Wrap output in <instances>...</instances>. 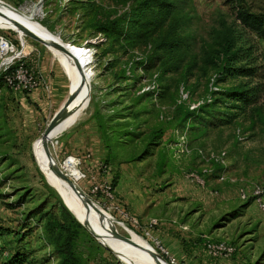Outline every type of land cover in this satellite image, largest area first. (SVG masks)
I'll return each instance as SVG.
<instances>
[{"label": "rangeland", "instance_id": "1", "mask_svg": "<svg viewBox=\"0 0 264 264\" xmlns=\"http://www.w3.org/2000/svg\"><path fill=\"white\" fill-rule=\"evenodd\" d=\"M138 1L140 0H0V12L5 15L0 14V23L9 22L7 17H10L31 29L36 26L46 29L75 52L90 48L93 52L90 64L83 66L88 78L83 82L87 90L83 105L85 108L78 111L80 115L71 124L84 115H92L95 104L106 114L114 111L120 113L118 115L122 118L118 121L128 123L126 129L133 131L132 140L122 139L111 146L109 151L104 149L103 158L91 168H94L93 171L97 169L99 178L114 181L119 193L116 199L121 201L126 212L136 217L139 223L155 219L159 224L160 218L174 219L181 212L187 217L195 208L190 204L191 196L187 191L191 193L198 188L208 192L211 189L209 181H217L220 173H225L227 178L234 181L217 182L234 188L253 183L264 185V93L254 106L244 110H230L235 116L224 126L191 132L178 127L175 122V118L184 109L189 110L207 103L219 97L215 94L218 90L245 81L243 78L227 79L224 82L216 80L220 64L211 62L210 59L214 57L225 33L233 40L234 48L254 45L256 53L260 54L261 63H264V39L256 37L238 24L226 0H168L172 10L170 16L175 20L172 34L176 45L172 49L154 48L167 24L131 49L125 48L121 43L101 44L102 37L90 28L91 23L122 15ZM243 5L250 11L257 12L264 8V0H243ZM0 35L17 49L23 44V50L28 53L26 59H29L26 64L37 74L39 72L34 65L37 60L52 63L58 77L53 78L52 72L45 76L51 84L56 83L54 88L60 98L67 96V78L58 63L64 67L72 91L75 85L81 87V76L74 62L71 63L62 51L43 46L17 28L0 26ZM151 59L152 62L148 64ZM140 62L146 63L143 68ZM142 91L163 93L160 98L151 93L134 105V97ZM13 100L6 88L0 89V227L5 232L0 236V247H4L2 255L7 250L12 252L17 245L15 231L23 229L21 243L26 255L20 264H57L58 259L40 228L51 213L59 216V208L46 186L51 187L58 197L60 194L72 203L77 215L85 213V207L52 172L51 177L57 187L50 184L38 160L43 152L39 136L56 108L49 102L46 113L35 112V116H27L23 107ZM61 126L54 132L51 142L59 140L66 129H61ZM158 131L161 133L156 139ZM150 141H157L158 145L152 149L151 155L144 157L142 151ZM48 146L53 160L61 164L63 153L59 151L58 142L54 148L49 143ZM198 150L225 151L224 166L212 167V171L204 178V188L190 181L187 176L189 172L201 167ZM84 154L87 153L77 155ZM88 158L83 160V168L90 166L84 162ZM99 167H104L105 172H101ZM75 184L90 200L88 204L93 205L87 210L96 211L105 217L113 231L130 237L136 245L122 241L123 243L137 251L143 250L144 246L151 248L140 236L139 230L128 229L125 225L132 228L129 223L109 211L107 203L98 201V194L90 193L85 180H79ZM71 196L78 202V207L73 204ZM130 196L131 207L124 200L126 198L128 201ZM143 201L146 212L149 213L148 218L143 217ZM244 202L237 196V205L230 210ZM51 203L54 204L50 206ZM249 205L248 212L253 215L235 218L227 226L226 232L233 236L234 233H239L234 238L245 242L247 250H250V264H264V215L254 203L250 202ZM32 210L37 213L47 211V214L41 222L38 214L24 221L25 215ZM94 220L99 219L88 215V221L91 222L89 225L93 229ZM216 221L217 219L211 225ZM188 223L192 226L193 221L188 220ZM105 226V231L99 233L104 239L98 240L111 251L101 246L83 227L78 229L72 242V252L78 264H151L118 247V239L112 238L108 226ZM142 252L147 258H151L144 250Z\"/></svg>", "mask_w": 264, "mask_h": 264}, {"label": "trees", "instance_id": "2", "mask_svg": "<svg viewBox=\"0 0 264 264\" xmlns=\"http://www.w3.org/2000/svg\"><path fill=\"white\" fill-rule=\"evenodd\" d=\"M226 4L232 9L234 19L243 29H247L256 37L264 39V8L260 11L252 12L243 5V0H226ZM171 11V3L168 0H140L137 3H133L122 15L95 21L91 23L90 28L101 35V44L105 42L110 44L121 43L125 48L131 49L138 43H143V41L167 24L154 48L172 49L176 45V39L172 34L175 29L173 26L175 20L170 16ZM232 41L229 35L225 33L221 38L218 49L214 52V57L210 59L211 62L216 61L220 64L216 80L224 82L227 79L243 78L245 81L241 84L218 90L215 94H218L219 97L207 103L189 110L184 109L175 118L178 127L194 132L198 129L204 131L207 127L224 126L235 116L230 110H244L254 106L261 99L264 93V63L259 61L260 54L256 53L257 48L254 45L247 44L244 47L234 48ZM151 62L152 59L148 61V64ZM140 63L142 68L143 64H146ZM12 68L13 66L4 72H0V89L6 88L11 91L5 85L3 76ZM19 93L26 94L25 91H20ZM151 93L154 92L143 93L142 91L140 95L134 97V105L139 104L143 97L150 96ZM162 93L163 91H156L154 94L160 98ZM118 114L120 113L117 111L106 114L98 108L97 104L94 105L91 116L95 121L96 131L101 144L106 151H109L111 146L122 139L132 140L133 131L126 129L128 123L118 121L122 118ZM1 128L2 125L0 123V130ZM160 133L161 131H158L155 136L156 139L160 137ZM157 145V141H150L143 149L142 155L144 154V157L151 155L152 149ZM110 185L113 187L114 181H111ZM46 188L53 197V202L59 208L57 210L59 216L57 217L54 213H51L40 225L41 231L58 259L57 264H78V260L72 252V242L77 235L78 229L82 226L76 222L70 212L64 207L54 190L48 186ZM250 202L251 200L249 199L236 209L223 214L214 224H219L220 221H230L243 215L244 209ZM54 203H51L50 206ZM35 212V210L28 212L23 220L25 221L38 214V219L41 222V219L45 218L47 214V211H44V213ZM1 230L3 229L0 227V236L5 233ZM22 231L23 229L15 231L17 245L12 252L7 250L2 255L4 247H0V264H20L25 259L26 252L22 246L23 243H21L23 238Z\"/></svg>", "mask_w": 264, "mask_h": 264}, {"label": "crops", "instance_id": "3", "mask_svg": "<svg viewBox=\"0 0 264 264\" xmlns=\"http://www.w3.org/2000/svg\"><path fill=\"white\" fill-rule=\"evenodd\" d=\"M58 64L67 78L68 93L72 89L69 86L67 73L62 64ZM34 65H36V70L39 72L38 75L45 82L47 81L46 73L52 72L53 78L58 77V73L52 67V63L39 59ZM47 82L48 88L46 90L39 87L33 91L26 92V94L8 92L14 99L15 104L19 103L27 112V116H35V112L44 114L48 110L49 102L57 109L65 99V96L60 98L54 88L56 83ZM57 142L60 148L59 151L62 153L76 155L87 153L89 158L84 162L85 164L89 163L90 166L88 167L90 168L94 167L96 162L105 155V150L96 131L95 121L90 114L82 116L73 125L66 127ZM209 182L210 188L216 191L215 193H211V189L207 192L206 189L201 190L198 188L191 193L187 191L191 196L190 204L195 206L191 210L192 212L187 217L181 212L176 214L174 219L169 217L160 218L161 222L153 226L151 233L159 239L176 264H250V250H247L245 242L236 241L234 238L239 233L236 232L233 236L231 233L227 234L226 232L227 226L235 220L220 221L219 224L211 225L214 220H218L223 214L237 205V191L240 187L234 188V186L223 182L211 180ZM113 190L115 195L118 196L119 193L116 191V186H113ZM133 199L135 200L136 198L133 196ZM124 200L131 207V196L128 201L126 198ZM249 207L250 205L244 209L243 218L253 215L252 212H248ZM148 216L149 213L146 212L143 201V217L148 218ZM188 220L189 222L193 221L192 226H190ZM205 239L225 240L235 247V252L229 258L211 259L206 255L202 246Z\"/></svg>", "mask_w": 264, "mask_h": 264}, {"label": "built area", "instance_id": "4", "mask_svg": "<svg viewBox=\"0 0 264 264\" xmlns=\"http://www.w3.org/2000/svg\"><path fill=\"white\" fill-rule=\"evenodd\" d=\"M85 50L88 51V55L92 58L93 52L90 48L86 47ZM26 53L23 50V44L21 43V48L17 49L10 41L0 35V72L8 70L11 66L13 68L4 74L3 79L5 85L12 92H30L39 87L47 89V83L26 64ZM51 147L57 146V141L49 142ZM56 145V146H55ZM197 156L201 161V167L197 171H191L188 173L189 180L194 182L200 188L205 186V176L212 171V167L219 166L223 167L225 164V151L218 150L215 152L208 151L203 152L198 150ZM88 154L76 155V154H65L63 153L64 161L69 162L78 171V179L85 180L87 182L90 193L98 194V201H104L108 204V209L111 212L116 213V216L120 217L123 221L129 223L132 229L139 230L140 236L146 241L151 248L164 258L170 264H176L166 248L160 243L159 239L151 233L153 226L157 225L155 219H149L145 223L141 224L136 217L126 212L121 201L116 199L113 187L110 185L109 181H105L98 177L97 169L93 171L94 168L88 169L83 168L81 164L83 160L88 158ZM59 167L60 163L56 162ZM99 167L98 169H100ZM101 172H105L104 167H102ZM217 181H226L232 183L234 179L227 178L225 173H220ZM216 191H211L215 193ZM237 196L240 200L247 201L251 200L256 206L257 210L264 215V185L253 183L246 187H241L237 191ZM203 249L206 255L211 259H223L229 258L234 252L235 247L229 244L225 240H210L205 239L202 243Z\"/></svg>", "mask_w": 264, "mask_h": 264}, {"label": "water", "instance_id": "5", "mask_svg": "<svg viewBox=\"0 0 264 264\" xmlns=\"http://www.w3.org/2000/svg\"><path fill=\"white\" fill-rule=\"evenodd\" d=\"M5 6L9 7L8 5L4 4ZM10 8V7H9ZM2 16L3 13L0 12ZM7 20L17 29H19L23 34H25L27 37H30L34 41L46 46V45H51L58 49L59 51H62L66 53L67 55L71 56L74 62V66L76 70L79 72L81 76V82L86 80L87 75L84 72V68L79 59L77 58V54L73 52V50L62 44L61 42H58L57 40H51L47 41V39L41 37L40 35H37L33 31H31L29 28H27L25 25H23L21 22L17 21L16 19L7 17ZM74 91H69L67 93V96L65 97L64 101L61 103V105L53 112L51 117L49 118L48 122L45 124L44 128L42 129V132L39 136V140L41 141L43 152L45 155V159L47 161V166L51 170V172L58 178H60L73 192L75 197L83 204L85 209H88L89 205L88 200L85 198L83 191L69 178L66 177V174L62 172L60 169L59 165L56 163V161L53 160L51 156V152L49 150V146L47 143V140L50 138L51 132L53 129L64 119L66 118L69 114H71V109H69V105L71 101L74 99ZM59 198L64 205V207L70 212V214L73 216V218L76 220V222L82 226L97 242L99 241L98 239H104L102 236H100L99 233H97L90 225L88 221V214L85 212L82 215L81 214H76L73 211V206L72 203H70L68 200H65L60 194ZM128 229L133 230L131 227L128 225H125ZM110 235H112V238L121 240L123 242H126L131 245H136V243L130 239L128 236H123L113 230L110 231ZM100 242V241H99ZM101 243V242H100ZM101 246L104 248L108 249L106 246H104L101 243ZM143 249L149 254V256L154 260L156 264H168L167 261L162 258L159 254H157L153 249L149 247H143ZM109 250V249H108ZM111 251V250H109Z\"/></svg>", "mask_w": 264, "mask_h": 264}, {"label": "bare ground", "instance_id": "6", "mask_svg": "<svg viewBox=\"0 0 264 264\" xmlns=\"http://www.w3.org/2000/svg\"><path fill=\"white\" fill-rule=\"evenodd\" d=\"M0 26L1 27H8V28H16L14 27L10 22H3V23H0ZM26 26V25H25ZM27 28H29L28 26H26ZM31 31H33L34 33H36L37 35H40L42 37H45L47 38L49 41L51 40H57L58 39L52 35L51 33H49L46 29L44 28H41L39 26H36L34 29H31L29 28ZM47 40V41H48ZM59 42V41H58ZM44 46V45H43ZM46 47L48 48H53V49H56L55 47L51 46V45H46ZM58 50V49H56ZM59 51V50H58ZM75 52V51H73ZM77 54V58L79 59L80 63H83V65L85 66H88L90 64V57L88 55V52L83 49L81 51L79 50H76L75 52ZM63 54L69 59V61L72 63L73 59L71 56L67 55L66 53L63 52ZM63 61H66V59H63ZM65 64V63H64ZM86 80H88V78H86ZM85 80V81H86ZM74 99L71 101L70 105H69V109H71V114H69L66 118H64L54 129L53 131L51 132V135H50V138L47 140V143H49V141L52 139L53 135H54V132L61 126V129L65 128V127H68L70 126L72 120L76 119L80 113L78 111H81V109L83 108V105L85 103V100L87 98V90L86 88L84 87V85L81 83V87H77L76 85L74 86ZM88 93H89V90H88ZM78 112V113H77ZM67 119V120H66ZM64 120H66V122H63ZM63 122V123H62ZM62 123V124H61ZM61 124V125H60ZM60 125V126H59ZM40 144H41V141L39 140ZM41 148H42V144L40 145ZM42 151H43V148H42ZM40 164H41V167H42V170L43 172L47 175L48 177V181L50 184H52L54 187H57V184L56 182L53 180V178L51 177V170L48 168L47 166V161L45 159V155H44V152H42V154L39 156L38 158ZM60 168L62 170L63 173L66 174V177L71 179L74 183H77L79 182V177H78V171L76 168H74L69 162L67 161H64L63 163L60 164ZM85 196V195H84ZM71 198L73 199V197L71 196ZM85 198L88 200V202H90V200L85 196ZM73 204L78 207V202L75 201L73 199ZM81 207V206H79ZM83 212H86L89 216L93 217V218H96V219H99V220H94V229L96 230L97 233H103L106 228L105 225L108 226L109 230L111 231L112 230V227L110 226L108 220L101 216L99 213H97L96 211H91V210H87L85 208H83ZM91 223V222H89ZM110 235V234H109ZM112 236V235H110ZM117 246L120 247V248H123L125 249L126 251L140 257L141 259L151 263V264H156L154 262V260L152 258H147L144 253L142 252L143 250L140 249L141 251H137L136 249H134L133 247L123 243L121 240H118V242H116ZM145 247V246H144ZM143 248V247H142ZM144 252H146L144 250ZM147 253V252H146ZM148 254V253H147ZM149 255V254H148Z\"/></svg>", "mask_w": 264, "mask_h": 264}]
</instances>
